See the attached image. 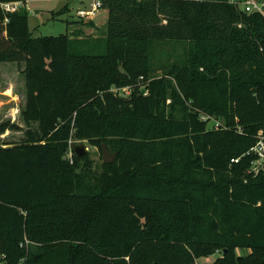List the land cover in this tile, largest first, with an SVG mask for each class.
Instances as JSON below:
<instances>
[{
	"label": "trees",
	"instance_id": "obj_1",
	"mask_svg": "<svg viewBox=\"0 0 264 264\" xmlns=\"http://www.w3.org/2000/svg\"><path fill=\"white\" fill-rule=\"evenodd\" d=\"M16 1L31 0H0ZM100 2L99 37L35 38L26 8L0 11V63L25 65L21 116L38 124L0 144V264H264V174L246 155L264 132V18ZM76 140L116 158L92 172Z\"/></svg>",
	"mask_w": 264,
	"mask_h": 264
},
{
	"label": "rangeland",
	"instance_id": "obj_2",
	"mask_svg": "<svg viewBox=\"0 0 264 264\" xmlns=\"http://www.w3.org/2000/svg\"><path fill=\"white\" fill-rule=\"evenodd\" d=\"M102 1V0H101ZM92 0H31L27 1L25 8L28 11V27L32 36L57 37L59 35H90L99 37L105 32L106 23L105 7L98 10L88 21L93 25L82 28L78 18V11H90ZM84 21V20H83ZM79 23V24H78ZM73 36V37H74ZM72 37V38H73ZM75 38V37H74ZM160 49V58L163 60L178 47L168 44ZM25 65L19 63H0V144H21L26 141L28 134L38 127L36 122L27 123L21 113L25 106ZM113 93L127 95V90L112 89ZM222 123V121H220ZM209 127L212 126L210 122ZM75 146H84L88 161L91 163V171L98 173L102 164V154L89 145L86 141H73ZM246 252H241V254ZM220 255L215 253L210 257L194 259L195 263H212ZM170 264H180L179 257L172 253L167 257Z\"/></svg>",
	"mask_w": 264,
	"mask_h": 264
},
{
	"label": "built area",
	"instance_id": "obj_3",
	"mask_svg": "<svg viewBox=\"0 0 264 264\" xmlns=\"http://www.w3.org/2000/svg\"><path fill=\"white\" fill-rule=\"evenodd\" d=\"M90 11H79L78 16L86 19L93 16L101 8L100 0H92ZM229 3L238 7L245 14H256L264 18V1L260 0H229ZM26 2H0V11L5 15L9 13H15L22 8H25ZM222 126L219 122L214 121V128L218 129ZM247 156H252L254 159L250 164L248 174H252L256 177L260 174H264V132L259 131L256 136L255 144L246 153ZM239 159L234 160V163H238ZM218 253V252H216ZM219 254V253H218ZM198 264V263H195ZM202 264V263H200ZM210 264V263H207Z\"/></svg>",
	"mask_w": 264,
	"mask_h": 264
},
{
	"label": "water",
	"instance_id": "obj_4",
	"mask_svg": "<svg viewBox=\"0 0 264 264\" xmlns=\"http://www.w3.org/2000/svg\"><path fill=\"white\" fill-rule=\"evenodd\" d=\"M102 162L104 164H111L116 158L117 153H109L106 146H102ZM74 153L76 156L81 157L86 153L84 146L74 147Z\"/></svg>",
	"mask_w": 264,
	"mask_h": 264
},
{
	"label": "crops",
	"instance_id": "obj_5",
	"mask_svg": "<svg viewBox=\"0 0 264 264\" xmlns=\"http://www.w3.org/2000/svg\"><path fill=\"white\" fill-rule=\"evenodd\" d=\"M95 15V14H94ZM93 15V16H94ZM92 17V16H91ZM91 17H87L86 19H84V23H88L89 21H88V19H90Z\"/></svg>",
	"mask_w": 264,
	"mask_h": 264
}]
</instances>
